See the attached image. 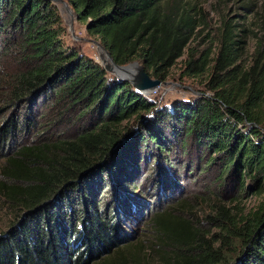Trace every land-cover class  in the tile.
Wrapping results in <instances>:
<instances>
[{"label": "trees", "instance_id": "16d2710c", "mask_svg": "<svg viewBox=\"0 0 264 264\" xmlns=\"http://www.w3.org/2000/svg\"><path fill=\"white\" fill-rule=\"evenodd\" d=\"M67 1L116 65L139 61L162 85L186 56L182 76L206 75L211 96L160 109L156 100L65 45L52 0H0L1 43L17 62L4 73L6 90L14 103L30 105L25 126L48 97L83 122L69 140L21 147L7 159L12 169H3V176L29 185L14 188L24 194L25 212L0 235V264H114L132 254L140 245H125L123 219L133 215L135 197L125 193L111 210L95 202L96 192L107 176L113 185L131 188L127 180L141 174L144 154V167L151 154L167 162L169 141L175 139L183 147L191 140L206 152L205 167H220L225 192L239 189L259 202L248 211L218 205L206 218L218 230L211 243L192 219L155 214L157 242L174 250L163 264H264V18L246 26L253 1L236 0L238 13L233 16L229 8L221 14L214 42L197 58L191 43L207 27L198 0ZM247 40L254 49L243 68L239 61ZM15 127L13 118L2 126L0 142L12 137ZM168 167L175 171V165Z\"/></svg>", "mask_w": 264, "mask_h": 264}, {"label": "rangeland", "instance_id": "374dc122", "mask_svg": "<svg viewBox=\"0 0 264 264\" xmlns=\"http://www.w3.org/2000/svg\"><path fill=\"white\" fill-rule=\"evenodd\" d=\"M198 1L202 4L203 15L207 18V27L199 29L191 43L192 53L195 54L196 58L201 52L210 48L212 41L214 42L213 38L220 26L221 14L230 12L229 8H231L234 16L238 13L237 8L239 6L236 0H227L226 7L220 0ZM252 1L255 8L253 14L245 17L247 27H254V24L264 18V0ZM53 2L61 17L65 45L76 48L102 67L107 66L109 62L103 50L97 45L99 41L86 32V22L77 19L67 0ZM239 14H242V11H239ZM254 31H257L256 28ZM247 42L248 46L243 49L239 61L243 68L251 62L254 49L253 42L250 40ZM8 56L10 54L7 48L2 46L0 37V128L12 118L16 121L15 134L0 142V235L6 232L16 222V219L23 216L25 212L22 207L25 199L24 194H20L14 188H25L29 185L22 178L13 180L3 176V169L6 167L12 169L8 166L7 159L16 157L21 147H41L44 144L49 145L58 141L69 140L73 138L83 124L82 120L78 119L77 113L66 112L65 107L61 108V105L54 103L55 101H49L48 97L34 107L37 113L34 115V119L25 126L26 110L30 105L25 107L24 104L21 106L18 102L14 103L6 90L7 77L4 73L17 63ZM186 58L185 56L178 61L165 82L166 84L160 85L146 95L156 100L160 109L171 108L173 104L178 102L192 101L201 94L211 96V93L206 92L205 89L206 75L197 78L182 76ZM134 62L141 65L139 61ZM167 133L168 131H165V134ZM173 141H169L172 147L168 149L167 162L163 160V157L159 156V159L158 156L151 154L153 156L151 161L144 167V158L148 155L144 154L140 160L142 162L138 164L141 168V174L139 173L136 179L127 180L131 182V188L128 187V189L125 186L127 189H122L117 184V186L113 185L114 182L110 176L105 177L107 180H101L102 187L99 191L97 190L95 195V202L100 203V207L112 210L115 207V200L120 196H126L125 193L131 194L130 197H135V199L131 198L135 201L134 205L136 206L134 212L131 211V213L133 212L132 217L127 214L123 219L128 221L125 245L140 246L136 251H129L130 253L133 252L132 254L124 253L123 259H115L114 264H163L168 256L172 260L174 250L157 242L151 226L152 219L157 213L175 212V215L192 219L202 231L201 237L204 240H210L211 243V241L217 240V238L213 239L212 237L218 235V230L209 224L206 218L213 214V210L218 205L230 208L237 205L240 209L248 211L259 202L258 197L251 195V193L240 195L239 189H228L225 192V182L218 180L220 167L217 164L209 166V168L205 167L207 157L204 150L197 148L188 139L184 147L180 139ZM56 153L59 155L58 151ZM198 155H200V159H198ZM201 159L202 161H200ZM161 164L164 165L163 168ZM169 165H175V171H170ZM130 171L132 172V169L127 173L131 174ZM183 202L184 205L181 206L180 204ZM143 205L145 207L140 209L139 206ZM136 210L141 212V218L136 215L138 213ZM215 246H218V243ZM231 252L232 250L228 251V253Z\"/></svg>", "mask_w": 264, "mask_h": 264}, {"label": "water", "instance_id": "95a60500", "mask_svg": "<svg viewBox=\"0 0 264 264\" xmlns=\"http://www.w3.org/2000/svg\"><path fill=\"white\" fill-rule=\"evenodd\" d=\"M56 1V0H52ZM105 53L109 63L104 69L121 81L128 82L132 87L141 94H149L150 91L158 88L161 83L159 80L151 79L144 70V67L137 62L125 66L116 65L110 55L97 43ZM166 84V83H163Z\"/></svg>", "mask_w": 264, "mask_h": 264}, {"label": "bare ground", "instance_id": "6f19581e", "mask_svg": "<svg viewBox=\"0 0 264 264\" xmlns=\"http://www.w3.org/2000/svg\"><path fill=\"white\" fill-rule=\"evenodd\" d=\"M109 62V61H108Z\"/></svg>", "mask_w": 264, "mask_h": 264}]
</instances>
